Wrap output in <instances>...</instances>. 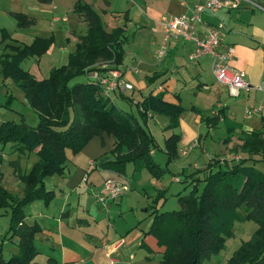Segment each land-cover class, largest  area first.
<instances>
[{
  "label": "crops",
  "instance_id": "obj_1",
  "mask_svg": "<svg viewBox=\"0 0 264 264\" xmlns=\"http://www.w3.org/2000/svg\"><path fill=\"white\" fill-rule=\"evenodd\" d=\"M83 1L92 8L98 5L100 11L108 12L113 19L120 14L122 16L118 19L119 24L110 28L105 27L108 30L116 26L123 28L122 59L119 63L111 60H107V63L117 68L122 79L130 82L132 88L123 92L111 91L113 95L110 97L113 102L114 96H118L136 106L137 101L152 93L162 95L166 101L181 104V94L178 89L182 81L178 76H188L189 73L196 79H202L198 81L196 89L209 91L216 101V108L212 107L209 114L222 115L217 125L222 123L221 126L225 127L227 135L224 138L229 135V140L224 142L223 138L222 144L230 149V152L222 156L223 159L246 157L240 148L244 134L259 131L264 135V120H262L264 117V0H252L261 7L240 0L237 6H221L214 15L204 11L201 14L204 23H194L195 33L201 36L206 25L220 20L224 22L225 31L222 40L233 47L229 64L242 70L250 84L248 89H241L236 96L229 94L225 83L215 79L210 56L201 55L196 60L188 58V52L193 46L191 40L174 38L170 42L167 56L161 61L155 57V49L162 38L160 17L166 14L187 13L194 3L202 0H125L120 10L110 9L116 0ZM40 4L47 9L57 8L58 5L57 0H42ZM29 7L36 11L40 9L35 5ZM51 13L54 14L53 11ZM23 14L34 24V16ZM99 16L102 20L100 13ZM60 19L58 16H52L49 22L53 26L54 22ZM61 20L65 21L66 18L63 17ZM127 23L130 24L129 27ZM208 74H211L212 78ZM10 81L11 79H3L0 75V94L4 95L3 98L6 96L8 104L17 101L14 104H17L18 108L29 107L24 95L20 96L21 100H17L16 96L4 88L8 83L10 84ZM9 94H12L13 98L9 97ZM246 107H255L258 110L247 117ZM191 109L192 112L186 116L184 107L179 115L178 124L173 129L167 128L169 119L162 113H155L150 118H156L163 130L179 133L177 145L188 146L193 141H197L198 144L200 141L198 133L205 128L213 127L203 120V117L209 114H203L198 104H193ZM34 112V121L38 122L37 113L35 110ZM238 116L242 117L241 121ZM22 117L24 118V113ZM176 128L179 130L176 131ZM113 143L114 137L103 132L102 135L91 137L77 152L65 148L66 161L63 172L44 177L45 188L54 191L52 199L47 203L35 199L23 207V223L28 226H38L32 237V243L37 251L33 261L37 264H162L164 246L159 245L156 237L148 232L152 221L149 211L153 209L154 203L151 202L150 206L147 204L146 207L144 202L131 192L129 184L119 197L108 201L105 205L96 199V194L106 177L118 175L123 179L127 178L125 174L122 176L101 163L100 158L112 149ZM11 152L10 149L8 153ZM153 152L152 150L151 153ZM29 153L35 155L34 152ZM29 153L20 156L18 152H15V156L7 153L1 155L2 184L12 194L21 195L22 185L9 160L19 157L22 169L27 171L37 159L36 155L25 159ZM250 158L249 161L260 160L261 157L254 155ZM3 211L4 209L0 208V256L6 259L19 253L20 248L17 235L6 237L9 216ZM5 238L12 245H3L2 242L7 240ZM119 240H121L119 244L114 243ZM4 253L9 256L4 257ZM228 254V251L212 254L205 260V264L226 262Z\"/></svg>",
  "mask_w": 264,
  "mask_h": 264
},
{
  "label": "trees",
  "instance_id": "obj_2",
  "mask_svg": "<svg viewBox=\"0 0 264 264\" xmlns=\"http://www.w3.org/2000/svg\"><path fill=\"white\" fill-rule=\"evenodd\" d=\"M73 12L85 23V31L78 35L75 50L69 53L66 63L53 66L40 79L24 69L21 62L46 52L53 37L37 36L23 43L12 38L6 29H0L4 41L0 75L19 86L38 116L35 125L28 124L23 117L20 121L0 120L1 149L8 144L19 156L34 152L37 157L27 171L22 169L19 157L9 160L22 185L21 195L12 194L3 186L0 171V208L9 216L6 237L17 235L20 248L19 253L6 259L0 256V264H37L33 261L37 251L32 237L38 226L23 223V207L35 199L46 203L52 199L54 191L45 188L44 177L63 172L65 148L77 152L91 137L106 132L114 137V143L100 158L104 165L124 175L129 163L135 169L155 164L150 156L157 146L156 139L132 114L120 110L111 97L103 96L97 82L86 79L84 83L69 85L71 78L101 59L119 63L124 42L123 28L106 29L99 13L83 0L75 2ZM12 14L19 26L33 23L22 12ZM9 97L13 98L12 94ZM136 109L145 122L155 113L166 115L167 128L173 129L184 107L179 102L164 100L160 94L148 93L136 102ZM221 116L209 114L203 120L214 127ZM179 137V133L172 132L166 139L169 160L177 155ZM228 140L229 135L223 139ZM240 148L245 158L209 160L200 193L196 179L191 178L190 192L179 195V210L158 211L152 205L148 232L164 246L162 264H205L210 255L225 248L226 239L233 235L234 223L245 220L253 221L256 228L227 257L225 264H264V172L253 164H245L254 155L264 156V135L259 131L244 134ZM213 166L218 168L212 170Z\"/></svg>",
  "mask_w": 264,
  "mask_h": 264
},
{
  "label": "rangeland",
  "instance_id": "obj_3",
  "mask_svg": "<svg viewBox=\"0 0 264 264\" xmlns=\"http://www.w3.org/2000/svg\"><path fill=\"white\" fill-rule=\"evenodd\" d=\"M41 1L42 0H0V29H6L12 38L27 43L35 36L53 37V41L46 52L40 56H29L21 62V66L24 69L28 70L39 79L46 77L52 66H58L66 62L69 53L75 50L78 35L85 31V23L80 20L72 10L75 6V0H57V8L52 7L49 9L43 6V4H40ZM124 1L125 0H116L110 9H122ZM32 5L38 6L40 9L36 11L31 10L30 7L28 8V6ZM97 6L98 5L93 8L102 15V21L106 28L119 24L118 19L122 17L121 14L113 19L108 12L104 13L100 11ZM50 10L53 11V15H51L52 13ZM11 12H23L27 15L30 14L34 16V24L30 26H19L16 17ZM52 16H58L61 19L65 17L66 20L63 21L60 19L54 22L52 26L49 22ZM108 18L110 20H108ZM129 25L130 24L127 23L128 27ZM3 46L4 41H1L0 34V54L4 51ZM103 62L107 63V60L101 59L91 65V67L98 66ZM190 75L191 74L188 73V76H178V79L182 81L178 90L181 94V104L185 107V115L188 116V114L192 112L191 106L193 104H198L203 114H209L212 107L213 109L216 108V101L213 100V96L209 91L196 89L198 81L202 79H196L195 76L192 77ZM208 76L212 78L211 74H208ZM85 81V74L79 73L71 78L68 83L69 85H74L76 83H84ZM4 88L16 96L17 100H21V97H23L22 90L12 80L10 84L8 83ZM111 95H113V92H111L110 96ZM3 96L4 95L0 94V120L9 119L20 121L22 113H24V118L27 123H37V120L34 121L33 114L35 112L33 108L30 106H21L18 108L17 104H14L15 102L17 103V101L13 102V104H8L6 96L4 98ZM113 99L120 110L132 114L140 125L154 136L157 142V146L153 149L154 152L151 153L150 156L155 164H152V166H148L147 164L142 165L137 169L134 168L132 163L126 165L125 175L127 178L125 177V179H127V183L131 185V192L136 198L142 200L146 207H148L147 204L150 206L152 202L155 204V207L158 208V211L179 210L181 207L179 195L188 194L190 192L192 188L191 178L194 177L196 179L197 192L200 193L204 186V181L201 179L208 171L207 165L209 160L212 158L223 159L224 154L230 152V149L222 144V139L227 135L225 127L221 126L223 125L221 123L211 129L205 128L204 131L198 133L200 134V141L194 148L182 154L181 151L188 146L177 145L176 157L169 160V155L165 147L166 139L170 137L172 131L163 130L154 117L148 118L145 122L139 116L136 106L134 104H129L125 99H121L118 96H114ZM12 107L16 109L14 110ZM229 116L234 118L232 115ZM163 117L167 119L166 116ZM237 118H239L240 121L242 120L241 116ZM175 130L178 131L179 129L176 128ZM10 149L9 145H5L4 148L1 149L0 144V152L15 156V152L8 153ZM29 157L33 158L35 155L29 153L25 159ZM260 157H262L260 160L245 161V164H253L257 169L264 172V156L260 155ZM217 168V166L211 167L212 170H216ZM175 177H178L179 180L176 181ZM255 228L256 224L251 220L236 221L233 225V235L226 239L225 248L221 249V252L228 251L229 256L233 250L240 245L242 239L247 240L251 236ZM2 243L3 245H12L8 239L4 240ZM6 256L8 257L9 255L4 253V257ZM35 260L37 261V257ZM221 263L225 262L222 261Z\"/></svg>",
  "mask_w": 264,
  "mask_h": 264
},
{
  "label": "built area",
  "instance_id": "obj_4",
  "mask_svg": "<svg viewBox=\"0 0 264 264\" xmlns=\"http://www.w3.org/2000/svg\"><path fill=\"white\" fill-rule=\"evenodd\" d=\"M239 1L202 0L201 2L194 3L187 13L162 15L159 19L162 38L155 49L156 59L161 61L167 56L172 39L179 37L185 40H191L193 46L188 52V58L190 60H196L201 55L210 56L211 68L215 79L227 85L230 95L236 96L241 89H248L250 84L245 79L244 72L229 64V60L233 54V47L222 40L225 31L224 22L220 20L216 23L206 25L201 36H198L194 31L195 22L204 23L201 16L204 11L214 15L221 6H237ZM244 1L261 7L255 1ZM84 74L87 80L99 84L100 92L105 97L110 98L111 91L119 90L123 92L126 89L132 88L130 82L122 79L120 71L117 68L109 66L106 62L100 63L95 67L90 66L85 68ZM257 110L258 108L255 107H246L245 115L249 117ZM196 144L197 141L191 142L186 149L181 151L182 154L187 153ZM175 180L178 181V177H175ZM127 188L128 183L123 178L108 176L103 180L102 187L96 194V199L105 205L108 201L119 197ZM120 241H115L114 243L119 244Z\"/></svg>",
  "mask_w": 264,
  "mask_h": 264
}]
</instances>
